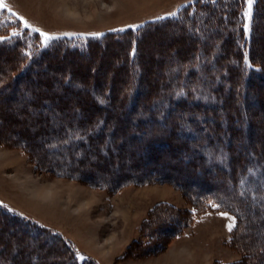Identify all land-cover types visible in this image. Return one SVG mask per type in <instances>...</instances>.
Returning <instances> with one entry per match:
<instances>
[{
  "label": "rangeland",
  "instance_id": "obj_1",
  "mask_svg": "<svg viewBox=\"0 0 264 264\" xmlns=\"http://www.w3.org/2000/svg\"><path fill=\"white\" fill-rule=\"evenodd\" d=\"M195 1L197 0H4L7 7L0 9V14L5 26L0 31L6 32L8 37L22 38L25 29L29 36L36 35L34 38L39 40L40 50L43 51L37 50L25 58L19 54L25 50L18 45H15L18 52L13 48L0 49V73L5 72L10 63L14 65L15 59L18 60L14 68V75L18 78L8 86L0 85V207L5 208L9 214L13 212L27 219L31 225L41 230L43 228L46 237L31 238L29 231L24 232L0 214V263L72 264L71 261L60 260L61 256L65 257L60 244L55 246L59 254L48 252V241L53 240V236H59L76 254L74 264H264V183L260 184L264 181V173L260 174L262 180L259 181L252 180L250 175L247 177V181L251 182L250 188L263 191L255 202L244 199L240 195L241 190L247 191L249 188H245L243 183L241 185V179L244 178L239 170L233 174L237 183L235 190L230 188V177L209 175L215 172L206 168L212 162H222L223 171L228 169L224 160L228 159L227 152L219 143L199 148L200 153L207 155L208 159L200 164L201 170L197 172V177L205 175L211 183L218 182L222 187L225 184L226 187L221 192L231 198L233 204H241L240 211L230 210L220 202L211 200L208 206L192 212L195 207L187 191L195 190L196 186H203V183L191 182L196 170L192 175L185 174L191 167L186 160L193 159L196 154L176 149L178 147L175 141L184 137L180 134L174 141L157 140L147 145L142 144L141 147L129 145L120 132L109 139L111 126H118L120 121L127 124L130 120L119 113L118 116L107 117L109 125L93 127V132L105 135L103 143L75 146L76 139L83 136L79 128L87 125L85 117L84 122L77 124L80 116L83 118L84 115L79 112L77 101L85 103L91 99L100 102V95L104 100H109L105 91L101 92L98 88L108 86L111 81L114 83V76L124 78L123 80L127 79V75L131 76L126 83L117 82L114 85V97H118L117 89L126 90L137 83L136 65L132 66L130 62V68L123 70L127 61L124 60V53L130 51L133 56L140 52L138 62L141 70L143 69L141 76L147 80L142 83L141 92L131 95V100L135 97L140 101L145 97V91L154 86L151 79L157 80L161 93L167 84L174 86L177 83L173 75L184 66L181 61L184 55L177 51L178 45L189 47L193 42L206 40L215 50L219 40L212 37V32L220 30L223 38L228 29L226 25L215 24L214 21L209 27L203 28L204 34L200 37L197 34L191 35L189 31L180 33L176 25L148 31L146 34L139 33L141 27L166 16H173L170 14H177L183 6ZM255 1L253 0L250 16L246 15L248 0H244L243 4L247 41L253 36L251 22ZM20 17L34 28L50 34L53 39L47 44L43 43L39 33L23 26ZM259 23L256 33L254 32V42L259 57L264 58V7ZM14 32L20 34L13 35ZM121 32L128 34L118 38L119 45H116L112 36L117 37ZM128 38H132V45L124 42ZM137 38H143V41L137 44ZM58 40L76 43L80 49L94 40L96 51L92 55L53 52L47 54L46 58H39L38 54L51 50V45ZM19 41L20 38L15 43ZM48 57L53 59V64L48 61L45 63ZM234 62L232 58L226 60L228 65ZM187 67L194 66H185ZM18 68H23L24 74L18 73ZM67 70L87 71L88 74L81 78L73 73L68 78ZM217 70L220 69L212 66L210 76L215 77ZM197 78L200 83L198 86H201L204 79ZM66 81L81 87L76 91L71 87L66 88ZM222 81L226 83L227 79ZM199 89L201 98L197 100L204 102V99L213 96L211 92ZM214 92L219 95L229 93L227 88L214 89ZM248 92L251 93V90ZM249 93L247 97H242L246 99H243L244 103L239 101V95L234 96V105L243 108V111L249 110L251 125L242 131L244 134L248 131L249 136L246 135L245 140L241 136L237 142L231 138L229 146L235 155L244 154L255 161L256 156L261 158L260 165L255 161L250 163L252 175L258 176L259 167L255 168L254 165L264 167V99L262 101L258 97V106L256 99L252 96L248 98ZM58 99L59 103L67 101L65 105L60 103L64 106L61 110L54 108ZM164 104L158 100L155 106L161 107ZM119 109H123V106L118 109L117 106L109 107L107 111L106 108L99 107L95 110L97 114L91 119L106 118L105 116ZM224 111L232 112L228 107H224ZM216 113L223 123V110L216 109ZM239 122H244L243 118L234 117L236 129L240 127ZM66 123L72 125L64 126L63 130L56 129L57 125ZM131 128L136 132L140 130L137 126ZM205 132L213 138H220L218 132L207 128L198 130L194 138L203 136ZM161 134L167 135L168 132L163 130ZM118 142L123 146L121 149L115 147ZM153 147L157 149V154L151 155V158L162 162L155 170L149 168L150 160L146 161L144 155L152 154ZM105 148L107 154L115 156L113 160L106 156ZM169 150L175 152L173 156L169 155ZM119 153H122L121 157H118ZM80 156L85 158L79 159ZM139 159L143 160V168L136 171L132 168V163L140 162ZM173 162L174 168L168 170L166 166ZM42 163L48 164L49 170L43 168ZM234 165L235 162L230 167ZM58 166L63 170L53 171L52 167ZM70 166L74 171L91 170L93 174L85 177L80 173L75 176L66 171V167ZM165 171L176 175V178L171 179L181 188L173 182L154 179H128L123 185L114 180L125 174L131 177L135 174L134 177L139 178L157 173L159 175ZM90 179L99 182L93 183ZM221 213H227V217ZM160 220L171 223L172 227L179 223L178 232L175 233V229L172 234L173 231L156 229ZM233 220L234 227L229 231L227 226ZM49 235L52 238L49 239Z\"/></svg>",
  "mask_w": 264,
  "mask_h": 264
},
{
  "label": "trees",
  "instance_id": "obj_2",
  "mask_svg": "<svg viewBox=\"0 0 264 264\" xmlns=\"http://www.w3.org/2000/svg\"><path fill=\"white\" fill-rule=\"evenodd\" d=\"M243 4L244 0H197L191 4L183 6L175 16H166L162 20L154 21V23L150 22L146 26L141 27L139 29V33L142 32L143 34H146L148 31L160 30L162 27L168 28L172 25H176L178 26L180 33H186L187 31H189L191 35L197 34L200 37L204 34V32L202 31L203 28L205 26L209 27L214 21L215 24L218 23L226 25V28L228 30L225 31V37L223 38L222 32H220V30L212 32L214 34L212 37H215L219 40V43L215 45V50L210 46V44L206 40H198L196 42H193V44H191L189 47L178 45L179 49L177 51H180L181 54L183 53L184 55L181 57V61L183 62L184 66L179 68L180 70L178 69L177 74L175 73L176 75H173L177 83L174 86H172L170 83L167 84L168 86L166 85V88H164L163 92L161 93L160 89L157 87V80L151 79L152 83H154V86L145 91V97L140 101L136 100L135 97L133 100H131V95H137L139 92H141V85L147 80L146 78H143L141 76V71H143V69L141 70L138 62L140 52L133 56L130 54V51L128 53H124V60L127 59V61H125L126 66L125 69L123 67V70H127L128 68H130V62L132 66L136 65L138 68L137 71H135V75L137 76V83L131 86L132 88L129 87L126 90L117 89L116 93L118 92V97H114V85L117 84V82L126 83V80H129L131 78L130 75H127V79L123 80L124 78L114 76V83L111 81L108 86L98 88V90L101 92L105 91L109 100H104V97L100 95L103 98L100 99V102H96L91 99H87L88 102L85 103H82L83 101L81 103L77 101V105H79V112L84 114L83 118L82 116H80L81 119L78 120L79 122L77 121V124H79L80 122H84L83 119L85 117L87 125L79 128V132L83 133V136L82 138L80 137L79 139H76L75 146H82L84 144L90 146L94 143H103L105 141V135L101 132H93V127H95V125H98L99 127L109 125V120L107 117L118 116L119 113H121L123 117H126L127 119L129 118L130 120H128L129 122L127 124H125L123 121H120V124H118V126L116 124L114 126H111V132H109L108 137L109 139L114 138L115 133L120 132L122 136L124 135V138L125 140H127L129 145L133 144L135 146L141 147L142 144L147 145L157 140H165L166 142L169 140L174 141V138H176L178 134H180L184 137L181 138V140L179 141H175V144L178 147L176 149L178 151L196 154L193 159L186 160L187 163H189V167H191L186 170L185 174L192 175L191 173L194 174V170H196V174L193 175L194 178L191 179V182L203 183V186H196L195 190L187 191L189 192L188 195L191 198V203L193 207H195L192 212H196L198 208L200 209L201 207L208 206V203L211 200L220 202L230 210L235 209L240 211L241 204H233L231 198H229L227 195L224 196L223 192H221L225 184L222 187L221 184L218 182L211 183L205 175H201L200 178L197 177V172L199 173V170H201L199 169V167L201 166L200 164H202L204 161H206V159H208L207 155L200 153V149L205 146L210 147L215 143H219L223 150L227 152L228 159L224 158V160L227 166L226 168L228 169L227 171H223L224 165L221 164L222 162H209L210 164L206 168H211L215 170L214 174L209 175L217 177H230V188L232 187L235 190L237 183L233 174L236 173L237 170H239L244 178L241 179V185L243 183V186H245V188H249V190L247 191L242 189L240 195L246 200L252 199V201L255 202V200L263 190L250 188L251 182L247 181V177L250 175L252 180L258 179L259 181V179H261L260 174L264 173V167H261L259 165L262 163V160L258 156H256L255 161V159H251L248 156L247 158L244 154L241 155L239 153L235 155L232 151V148L229 146V143H231L232 141L231 138L235 139V141L237 142V139L242 136L243 140H245L246 135L249 136V133L247 131L246 134H244L242 133V131L248 129L251 125V121L249 118L250 113H248L249 110L244 109L243 111V108L234 105L236 102V100H234V96H236V94L239 95V101L244 103L243 99L245 98L242 99V97H247L249 93L248 90H251V93H249L248 98L252 96L254 99H256V105L260 106V100L258 99L259 96L261 97V100L264 99V58L259 57V52L257 51L254 42V32L256 33L260 24L259 21L262 17V8L264 7V0H256L254 3V12L252 15L251 22V32H253V36H250V38H248V41L246 39L247 35L245 34L246 31L242 14V10L244 7ZM2 19L0 14V28L5 26ZM27 33L29 32L24 29L23 37L21 38L17 36L16 38L8 37L6 32L0 31V38H2L0 39V49H16L15 45H18L19 47H22L25 50L23 53H19L22 54L21 56L25 58H27L30 54H34L37 50L43 51L40 50L41 45L39 40L34 38L36 37V35L34 34L33 36H29ZM121 33L122 34L117 37H115L114 35L112 36V40L115 41L114 43L116 45H119L118 38H121V36H125L128 34L124 32ZM18 38H20V41L15 43V40ZM142 39L143 38H137V41L139 42L137 43L136 40L134 42L140 44L143 41ZM94 42V40L91 42H87V44H85V46L80 49L78 48L76 43L70 44L64 40H58L57 42L51 45V50H47V52L41 55L38 54V56L39 58H46L47 54H52L53 52H73L78 55H80L81 53L84 55H92L94 54L95 50ZM124 42L127 45L133 44L132 38L125 39ZM139 46L140 45L137 46V50ZM16 51L18 52L17 49ZM210 57L212 59H210ZM229 58H232L235 61L232 65L226 64V60L228 61ZM52 60V58H49L45 60V63H47L48 61V63L53 64ZM14 62V65L10 63L9 67L5 70V72L0 73V85L3 84L4 86H8L9 84L15 82V79L18 78V76L14 75L16 73L14 71V68L18 63V60L15 59ZM191 65L194 67L185 68V66ZM212 66H216L220 69L219 71L217 70L215 77L210 76ZM56 68L61 69L62 67ZM16 70H18V73L22 72V74H24L25 72L23 68H18ZM86 72H77V70H74V72H72L67 70V77H72L73 73H76V75L83 78V76L86 77V75L88 74ZM60 73H62V71ZM197 77H199V79L201 77L202 79H204L201 86H198V84L200 83L197 82ZM224 78L227 79L226 83L222 81V79ZM205 80L209 81L207 82ZM64 85L66 86V88L71 87L75 89V91L79 90V88L81 87L76 86L75 84H71L67 81ZM95 85L97 86V84ZM199 88L203 89V91H205L206 93L211 92L213 96H211L210 99H212V101L210 99H204V102L203 100H197V98H201ZM224 88H227L229 91L227 95L224 93H221V95L215 92L213 93L214 89L222 90ZM38 96H40V94ZM158 100L163 101L165 104L161 107H156L155 103H157ZM57 101L58 102L56 103L54 108H57L59 110L64 107L62 106V104L65 105L67 103V101H61L60 103L62 104H60V100L58 99ZM116 106L117 109L118 107L123 106V109H119L118 111L113 112L110 111L111 113L105 116L106 118L91 119L93 115L97 114L95 110H97L99 107L103 109L106 108L107 111L109 107ZM224 107H228L229 109H231L232 112L226 113L224 111ZM216 109L223 110V123L222 120L218 118ZM234 117H236L237 119L243 118L244 120V122H239L240 127L238 129L235 128V124L233 123ZM69 125L71 126L72 124L66 123L65 125H57L56 129L63 130L64 126L69 127ZM131 126H137L140 130L137 132L132 131L133 129L131 128ZM202 128L215 130L216 132H218V134H220V138H213L208 132H205L201 137L198 136L194 138V134ZM163 130L165 132H168V134H161ZM148 137L152 139V141L150 139H147ZM222 140H224V142ZM224 143L226 144L224 145ZM161 144H163V142H161ZM26 145L29 144L26 143ZM115 147L117 149H121V147L123 146H121V144L118 142ZM106 149L107 148H105V153ZM151 152L152 154L146 153L144 155L146 157V161L150 160L149 163L151 164V166L149 168H151V170H155L156 166L161 165L162 162L160 159L151 158V155L157 154V149L155 147L151 148ZM168 153L169 155L171 154L173 156L175 152L172 153L169 150ZM121 155L122 153H119L118 157H121ZM106 156H108L110 160H113L115 158V156H112L109 153H106ZM139 156L140 155H137V157ZM82 158L84 159L85 156H80L79 159ZM139 161L140 162L132 163V168L136 171L141 170L143 168V160L139 159ZM252 161H255V163L257 162L259 164L254 165L255 168L259 167L258 176L252 175L251 173L252 166L250 163H252ZM233 162H235L234 167H230V164ZM41 166L49 170L48 164L42 163ZM52 168L53 171L58 172L61 169L59 166ZM166 168L168 170H172L174 168V162L173 164L167 165ZM66 171L68 173H72L75 176H79L80 173L82 175H85V177L93 174L91 170L85 172L75 169L74 171L72 170V166L66 167ZM64 174H66V172L62 173V175ZM132 175L133 176L131 177L130 175L126 176L125 174L123 177H117L114 180L121 182V184L123 185L124 181L128 179V181H130L131 179L137 181H147L148 179H154L157 181L173 182L171 177L176 178V175L172 174L171 171H165L159 173V175L158 173L152 174V176L150 177L135 178L134 176L136 175ZM90 181H92L93 183L99 182V180L91 179ZM173 183L179 186L178 183ZM262 183H264V181H262L260 184ZM179 187L181 188V186ZM10 213L11 214H9V212L6 211L5 208L0 207V214L3 217L9 219L11 222L15 223L24 232L29 231V235L32 236L31 238L45 236V231L43 230V228L41 230L37 226L31 225L30 222L27 221V219L19 217V215L13 212ZM6 216H12V218L10 219ZM157 223L158 224H156V229H160L161 231H173L172 234H174L175 229L177 230L175 233L178 232L177 228H179V223L177 225L174 224L173 227L172 225H170L171 223H164L161 222V220ZM183 224H185L184 220ZM151 234H153V232ZM49 237L52 238L50 235L48 236V238ZM53 237V240L48 241V252L50 254H59L57 249H55V246L57 244H60V249L65 252V254H63L65 257L62 258L61 256L60 260H62V262L64 260L66 262L71 261L72 264L76 263V254L74 253L72 248L63 243L61 237ZM152 244L155 245V243L153 242ZM2 262L3 263L0 264H9L6 261Z\"/></svg>",
  "mask_w": 264,
  "mask_h": 264
},
{
  "label": "snow or ice",
  "instance_id": "obj_3",
  "mask_svg": "<svg viewBox=\"0 0 264 264\" xmlns=\"http://www.w3.org/2000/svg\"><path fill=\"white\" fill-rule=\"evenodd\" d=\"M252 3H253V0H248V11L246 12V15H248V16L251 15ZM6 7H7V5L4 3V0H0V9H5ZM9 11H10V9H9ZM170 15L175 16L176 13H171ZM20 19L23 21V26L25 28H30V29H32V31L39 33L40 37L43 38V41H42L43 43L47 44L51 39H53V37L50 34L45 33L38 28H34L31 24L28 23L27 20H24L23 17H20ZM19 34H20L19 32L13 33V35H19ZM0 39H2V38H0ZM214 207H219V205H214ZM221 215L224 217H227V213H221ZM229 219H231V218H229ZM227 227H228V230L231 231L232 228L234 227V220H233V223L229 224Z\"/></svg>",
  "mask_w": 264,
  "mask_h": 264
}]
</instances>
